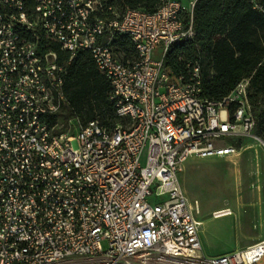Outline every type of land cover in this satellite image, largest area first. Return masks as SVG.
Instances as JSON below:
<instances>
[{
  "label": "built area",
  "instance_id": "built-area-1",
  "mask_svg": "<svg viewBox=\"0 0 264 264\" xmlns=\"http://www.w3.org/2000/svg\"><path fill=\"white\" fill-rule=\"evenodd\" d=\"M196 1L163 0L152 12L123 6L117 16L108 0H0V264L264 258V239L203 255L198 203L178 178L188 158L235 155L243 137L264 148L253 133L249 78L210 99L197 61L185 64V75L164 63L171 44L194 37ZM115 35H126L134 54L117 52ZM52 43L68 59L91 54L110 81L117 122L77 120L73 133L57 125L65 68ZM156 47L161 56L152 59Z\"/></svg>",
  "mask_w": 264,
  "mask_h": 264
},
{
  "label": "trees",
  "instance_id": "trees-1",
  "mask_svg": "<svg viewBox=\"0 0 264 264\" xmlns=\"http://www.w3.org/2000/svg\"><path fill=\"white\" fill-rule=\"evenodd\" d=\"M163 0H121L122 6L154 11ZM197 0L193 8L195 35L171 44L164 63L171 71L186 74L187 62L197 61L202 96L219 99L243 78H249V99L254 131L264 137V0ZM113 46L124 57L134 54L126 35H115ZM50 47L64 65L63 91L68 119L81 122L98 118L110 125L118 121L108 98L110 81L86 50L69 58L57 43ZM240 140L235 144L239 147Z\"/></svg>",
  "mask_w": 264,
  "mask_h": 264
},
{
  "label": "rangeland",
  "instance_id": "rangeland-1",
  "mask_svg": "<svg viewBox=\"0 0 264 264\" xmlns=\"http://www.w3.org/2000/svg\"><path fill=\"white\" fill-rule=\"evenodd\" d=\"M108 1L120 16L121 0ZM158 58L159 50H153L152 59ZM77 120L81 121L68 119L63 109L57 125L73 133ZM178 178L187 199L198 203L195 218L200 221L203 255L234 252L242 247V236L264 238V148L254 137H243L232 156L188 158L179 167ZM221 209H229L230 215L214 217Z\"/></svg>",
  "mask_w": 264,
  "mask_h": 264
},
{
  "label": "crops",
  "instance_id": "crops-1",
  "mask_svg": "<svg viewBox=\"0 0 264 264\" xmlns=\"http://www.w3.org/2000/svg\"><path fill=\"white\" fill-rule=\"evenodd\" d=\"M182 4H185L187 5L188 3V0H179ZM154 50H159V57L161 56V49L159 47H156ZM200 233V232H199ZM198 233V234H199ZM242 247L241 248H244L246 246H249L251 244H253L254 242L258 241V240H261V239H264L262 238V236H252V235H246V236H242ZM199 240H200V236H199ZM200 244H201V241H200ZM239 248V249H241ZM201 249H202V245H201ZM238 249V250H239ZM228 252H222L220 254H216V255H210V256H217V255H221V254H226ZM256 264H264V258H262L259 262H257Z\"/></svg>",
  "mask_w": 264,
  "mask_h": 264
},
{
  "label": "bare ground",
  "instance_id": "bare-ground-1",
  "mask_svg": "<svg viewBox=\"0 0 264 264\" xmlns=\"http://www.w3.org/2000/svg\"><path fill=\"white\" fill-rule=\"evenodd\" d=\"M225 209H221V210L215 211L213 216L214 217H221V216L230 215V212L228 211L229 209L228 210H225Z\"/></svg>",
  "mask_w": 264,
  "mask_h": 264
}]
</instances>
